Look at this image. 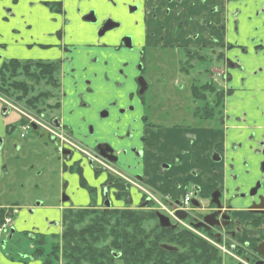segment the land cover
I'll return each mask as SVG.
<instances>
[{
    "label": "flooded vegetation",
    "instance_id": "flooded-vegetation-1",
    "mask_svg": "<svg viewBox=\"0 0 264 264\" xmlns=\"http://www.w3.org/2000/svg\"><path fill=\"white\" fill-rule=\"evenodd\" d=\"M42 6L49 8L54 15L65 17L63 27L50 34L63 43L71 21L66 18L62 1H44ZM72 9L75 15L71 36L76 41L56 46L55 50L60 53L57 59L20 60L0 56V155L5 158L3 180L5 177L6 180L13 179L8 176V168L12 166L9 167L7 162L14 156L13 149L21 150L11 137L16 123L9 120L12 113L18 115L16 124L23 132H45L55 148L56 156L50 160L51 168L56 165L61 174L71 166L72 172L80 178V186L89 192L91 203L100 201V207H103L108 198L112 205L122 201L126 207L130 204L132 208V199L137 191L142 199L140 209L147 201V206L152 202L137 187L117 175L122 174L127 180L141 184L143 178L136 173L145 152L138 148H125L126 141L133 138L130 128L123 134L115 132L112 138L109 126L122 125L125 117L135 112L137 107L142 109V121L154 129L162 126L166 115L170 119L169 126L175 128L186 127L185 123L171 122L172 117L189 120L191 127L196 123L193 128L206 127L207 124L221 128L233 118L239 124L252 122V131L246 140L232 146L234 152L242 154L245 165L243 154L247 146L258 158L256 180L249 191L242 194L237 190L231 200H225L216 190L209 198L203 199L199 196L200 188L195 185L191 191L197 192L198 197L191 200L192 210L186 213L185 221L190 220V224L186 222L189 226L204 224L197 229L198 234L213 241L212 246L221 253L222 264L224 254L238 264H264V0H74ZM85 9L89 10L84 12ZM6 47L2 45L0 48L5 51ZM106 50L110 52L108 57L103 55ZM11 61L30 66L39 62H55L59 66L57 86L52 87L45 82L33 86L25 76H19L14 80L29 82V88H12V95H7L3 91L1 71ZM43 93H51V96L35 100L43 110L41 113L27 107V100ZM230 104L235 107L231 114L228 113ZM66 108L70 119L78 110L84 111L76 128L64 124ZM95 110L98 111V123L88 125L95 120ZM55 113H60V116H53ZM153 117L156 118L154 123ZM60 136H65L72 145L61 142ZM20 138L25 140L26 135L22 133ZM125 156L133 157L134 161L130 164L129 160L124 162ZM213 157L216 164L225 159V155L217 153ZM96 159L116 168L117 175L99 166ZM84 160L91 167L109 172L107 181L100 188L87 186L82 166ZM175 162L183 165L182 158H176ZM160 167L163 171L169 169L170 164L161 162ZM229 168L233 170L235 165L229 164ZM234 181H238L237 176ZM177 185L175 199L149 191L159 201L174 206L182 204L185 191L190 188L187 180ZM68 186L64 187L63 197L60 189V199L63 204H72L66 209H78L73 205V194L66 195ZM122 186L128 195L119 199ZM248 197L251 203L246 211L254 220L245 224L250 233L243 239L241 224L234 218L236 209L232 201ZM195 201L199 204L197 207ZM214 201L221 204L220 207ZM14 213L12 209L7 211L0 223L1 227L7 219L11 221V227L0 236V243L15 234ZM173 225L186 228L182 224ZM2 249L3 246L0 251L11 261L16 260ZM33 252L31 259H36ZM25 260L20 258L19 262L27 264Z\"/></svg>",
    "mask_w": 264,
    "mask_h": 264
},
{
    "label": "crops",
    "instance_id": "crops-1",
    "mask_svg": "<svg viewBox=\"0 0 264 264\" xmlns=\"http://www.w3.org/2000/svg\"><path fill=\"white\" fill-rule=\"evenodd\" d=\"M44 1H62L63 3L64 10L67 12L66 18L71 21L70 26L66 28L67 35L63 43L59 42L55 37H50V34H54L55 31L63 27L65 17L59 14H52L49 8L42 6V2ZM73 1L74 0H0V33L3 35V37L0 36V47L2 45L7 46L5 53H2L7 57L5 59L54 60L60 57V53L57 51L58 49L55 50L56 46L59 44H74L76 41L73 40L71 36V31L74 30L73 21L75 15L73 9L71 10ZM251 4L254 3L252 2ZM88 10L89 9H85L84 12ZM53 19L55 21H53ZM50 46L53 47V50H50ZM93 52L98 53L97 51ZM109 54L110 52L107 51V53L103 55L108 57ZM233 106L232 104L228 105V113L231 114L235 110ZM68 110L69 109L66 108L63 115L64 124L76 128L80 123L78 121L79 117L83 115L81 112L84 111L78 110V113L70 119L67 114ZM97 113L98 111L95 110L93 113V119L95 120L87 123L88 125L98 123V121H96ZM142 114V109L137 107L135 112L125 117V120L121 123L122 125L109 126V122L107 126H109V134L112 138L115 132L123 134L130 128L133 138L126 141L125 148H138L139 150H144V158L142 161L140 160L141 165L136 173L142 176L143 181L141 184L144 185V187L154 191L159 196L170 197L171 199H175L178 194L179 185L177 184L181 185L186 180L189 181V187L191 189L194 188L195 185L200 188L199 196L203 199L209 198L216 190L221 192L225 200H231L236 195L237 190L242 194H246L249 191L256 180L255 169L258 158L252 155L249 151L251 148L247 146L243 154L244 160L246 161L245 165L242 163V154L234 152L232 146L246 140L247 136L252 131V122L239 124L233 118L225 124H222L223 127L221 128H216L213 124H207L206 127H191L188 129L170 127L162 123L161 127L158 126L154 129L146 124V122L142 121ZM155 119V117L152 118V123L156 121ZM82 131L85 132V130ZM0 132H2V130H0ZM104 140H106V138H104ZM216 153L225 155V159L222 163L216 164L213 160V156ZM125 157L126 159H124V162L129 160L130 164L134 161L131 156ZM176 158H182V166L175 162ZM4 160V156L0 155V182L3 180L4 175L2 169ZM161 162H167L170 164V168L162 171L160 167ZM229 164H234L235 168L231 170ZM70 168L67 172L64 171L61 173V178L68 182L75 181L77 178L75 183L80 184L79 176L73 173ZM195 172H198V174H195ZM85 175L86 169L84 168V176ZM235 176L238 177L237 182L234 181ZM107 177L106 175L103 180L91 187L100 188V186L107 181ZM79 192L80 189L78 187L74 189L73 193H70L74 196V206L77 201L86 200V197L87 202H90L88 194L87 196L83 194L79 196ZM185 192V194L189 193L187 190ZM135 193L131 203L132 208L140 207L142 202L140 192L135 191ZM0 196L2 197L1 193ZM250 199L251 198L248 197L247 199L232 201L236 209V211H234V218L241 224V229L243 231V236L241 237H243V239L250 233V230L244 227L245 224L254 220V217L249 215L246 211V208L251 203ZM116 202L122 204L115 205ZM116 202L113 203V208H126L124 202ZM98 203H100L98 207L101 206V202L99 201ZM67 205L70 207L72 204ZM0 209L9 211L12 208L0 204ZM65 209L66 208L63 206H57L53 209L45 208L40 210L41 222L49 223L50 220H52L50 222H53L52 218H56V221H60L59 233L61 234V221ZM16 226L17 223L13 221V228H17ZM0 264L25 263L19 262V260L11 261L0 251ZM40 264H42V261Z\"/></svg>",
    "mask_w": 264,
    "mask_h": 264
},
{
    "label": "trees",
    "instance_id": "trees-1",
    "mask_svg": "<svg viewBox=\"0 0 264 264\" xmlns=\"http://www.w3.org/2000/svg\"><path fill=\"white\" fill-rule=\"evenodd\" d=\"M1 73L3 91L12 95V88H29V82L15 81L19 76H25L33 86L41 82L57 86L59 66L55 62L30 66L11 61ZM46 95L51 93L32 96L25 104L41 113L35 100ZM119 194L121 199L128 191L122 186ZM129 205L123 209L90 206L64 210L59 241L47 252V238L35 237L33 257L40 258L42 264H222L221 253L196 234L183 227H161L151 206L132 209ZM6 213L0 209V223Z\"/></svg>",
    "mask_w": 264,
    "mask_h": 264
},
{
    "label": "rangeland",
    "instance_id": "rangeland-1",
    "mask_svg": "<svg viewBox=\"0 0 264 264\" xmlns=\"http://www.w3.org/2000/svg\"><path fill=\"white\" fill-rule=\"evenodd\" d=\"M3 37L2 34H0ZM0 56L2 58H7L2 53H5L4 49L0 48ZM27 60V59H23ZM48 60V59H44ZM184 94V93H183ZM185 109V108H184ZM132 113L130 112V115ZM49 115V114H48ZM179 115V114H178ZM185 115V114H184ZM53 116H60V113H55ZM181 116V115H179ZM188 117V115H186ZM48 117H51L50 115ZM9 120L15 121L17 123L18 115L12 113ZM170 119L168 116H164L162 121L170 124ZM183 117H172L171 122L185 123L184 127L191 128L189 120L184 121ZM167 122V123H166ZM14 123V131L11 135L15 145L21 146V150L13 151V158L8 160L7 165L12 168H8V176L13 177L12 180H2L0 182V204L12 208L15 212L13 221L17 223V228H15V234L12 238H5L0 247L3 246V251L9 255H12L16 260L20 258L28 264H40L41 259H31L33 252V239L39 235H44L47 238L46 241V251L49 252L51 246L59 241V229L60 221H56V218H52L53 222H41L40 210L45 208H55L63 206L68 208L67 204L61 203V197L64 194V187L69 185L66 195L73 193L75 188L81 187L79 183L75 181L67 182L61 178L58 167L54 165L51 168V161L53 160V155H55V148L50 143L49 138L45 132H23L18 128L17 124ZM197 126L196 123L192 127ZM24 133L26 135L25 140H21L20 135ZM56 156V155H55ZM82 166L86 169V175L84 179L87 186L91 187L98 184L101 180L108 175V171L99 170L96 167H91L88 161L84 160ZM116 169V168H115ZM13 170V172H12ZM68 183V184H67ZM74 186V187H73ZM61 192L59 194V191ZM191 188L187 189L190 192ZM86 187H81L79 196L85 195L89 196ZM125 203V202H124ZM122 203H115L119 205ZM100 203L87 202L86 200L77 201L75 206L82 208L87 206L98 207ZM155 205V204H154ZM156 208L160 206L156 204ZM98 208H101L100 206ZM190 224V220L186 221ZM62 232V231H61ZM224 264H238L237 261L233 260L226 254L223 255Z\"/></svg>",
    "mask_w": 264,
    "mask_h": 264
},
{
    "label": "built area",
    "instance_id": "built-area-1",
    "mask_svg": "<svg viewBox=\"0 0 264 264\" xmlns=\"http://www.w3.org/2000/svg\"><path fill=\"white\" fill-rule=\"evenodd\" d=\"M60 140L61 142H65L67 144H71L72 143L65 137V136H60ZM97 163H99L101 166L105 167L106 169L110 170V171H114L108 164L104 163V162H101L99 161L98 159H96ZM123 177V176H122ZM150 199H152L156 204H158L160 207L159 209L162 211V212H165L169 217H171L173 220L177 221L178 223L184 225L186 228H188L189 230L193 231V232H196L194 231L190 226H187L185 225L183 222H181L177 216H176V212L178 210H182V211H185V212H188L189 211V204L191 202V199H192V194H188L186 195L184 201H183V206L182 207H177V208H174V209H169L167 206H165L164 204H162L161 202H159L158 199H156L150 192L146 191V190H143ZM11 227V221L9 219H7L5 221V224H3L1 227H0V236L2 235V233L5 232V230L9 229ZM197 233V232H196ZM198 234V233H197ZM200 235V234H199ZM201 236V235H200ZM203 237L205 240H208L206 239L204 236H201ZM209 241V240H208ZM212 243V242H210ZM213 244V243H212Z\"/></svg>",
    "mask_w": 264,
    "mask_h": 264
},
{
    "label": "water",
    "instance_id": "water-1",
    "mask_svg": "<svg viewBox=\"0 0 264 264\" xmlns=\"http://www.w3.org/2000/svg\"><path fill=\"white\" fill-rule=\"evenodd\" d=\"M109 29H111V28H109ZM108 29V30H109ZM105 31H107V29L106 30H104V32ZM110 161H116V159H113V160H111V159H109ZM195 199L198 197V193L197 192H195ZM250 196H251V194H250ZM213 197H214V195H213ZM196 202V201H195ZM215 202V201H214ZM216 203V202H215ZM147 204H148V201L144 204V206H147ZM179 204V203H178ZM180 205V204H179ZM199 204L196 202V204H195V206L197 207ZM216 205H218L219 207H220V205L221 204H219L218 202L216 203ZM103 206L105 207V209H109V208H111V206H112V203H111V201L108 199V198H106V200H105V202H104V204H103ZM177 216H178V218H180L181 220H186L187 219V214L186 213H184V212H182V211H179V212H177ZM157 217H158V220H159V225L161 226V227H163V228H170V227H173V228H175L176 226H174V225H172V223H171V221H170V219L168 218V217H166V216H164V215H162V214H160V213H157ZM207 221V220H206ZM208 223H206V225H207ZM205 225V226H206ZM210 225V224H209ZM202 226H204V224H194L193 225V227L195 228V229H200Z\"/></svg>",
    "mask_w": 264,
    "mask_h": 264
}]
</instances>
